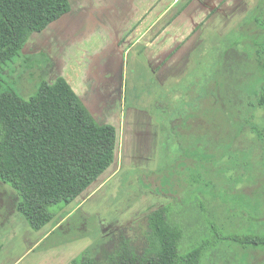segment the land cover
Masks as SVG:
<instances>
[{"label":"rangeland","instance_id":"rangeland-1","mask_svg":"<svg viewBox=\"0 0 264 264\" xmlns=\"http://www.w3.org/2000/svg\"><path fill=\"white\" fill-rule=\"evenodd\" d=\"M107 1L100 0L101 3L106 2L105 7L111 4L110 0ZM226 1L227 5H219L222 11L207 23L200 37L201 47L199 46L197 53L192 55L188 67H177L172 71L174 76L169 74V85L164 88L168 90L176 86L178 91L171 99L172 107L164 113L153 109L154 104L151 101L155 98L163 99L164 95L160 91L161 85L156 82L150 67L141 56L140 42L144 38L143 43L146 46L158 29H162L188 0L136 2L142 4L129 11V20L123 27L126 36L120 39L121 44L127 42L122 45L127 53L124 59L122 56L123 85L121 91H118L119 95L116 93L117 99L112 93L116 88L115 83L113 87L111 84L100 82L93 85L100 90L104 103L110 102L102 112V121L112 124L117 130L115 163L85 193L64 207V212L75 211L73 214L63 221L57 220L58 226L54 230V224L45 227V231L39 234V239L34 243L30 240L34 241L36 236L27 234L29 225L24 216L14 207H1V264H70L75 259L94 258L110 240L120 234L130 236L139 246L144 247L145 236L149 230L148 216L167 206L171 208L173 221L184 225L179 224L186 231L182 246L184 250L190 249L202 239L207 243L202 264H264V245L244 244L242 240H235L236 237L243 239L251 235L264 238V141L260 142L262 147L258 150L249 147L246 151V146L242 149L235 137L239 130L236 124L240 122L239 107L235 104L236 98H239L238 91L242 87L239 81H247L244 84L247 96L264 78L263 73L255 77L258 73L255 69L257 64L253 65L244 58H251L250 52L253 49H247L243 43L239 44L242 39L247 42L254 39L251 34L253 30H241L238 23L244 19L253 21L257 16L255 13L260 14L257 10H262L261 14H264V0ZM70 2L72 12L69 16L66 15V18L63 17V20L51 25L44 32L33 35L22 52L23 55L8 63L7 68L10 71L3 76L4 84L21 92L26 98L34 94L35 86L40 84L39 78L53 82L58 77H63L84 101L90 100L87 94L90 83L88 77L91 76L88 57L93 56L96 65L102 51L100 46L106 39H101V32L96 30L101 24L99 19L103 16L102 7L99 0ZM81 12L92 16L91 26L88 30L79 29L78 38L71 33L65 34V28H71ZM87 32L90 33L86 35ZM131 32H135L134 35ZM225 39L233 43L232 51L237 55V60L235 56H230L231 59L223 57ZM217 45L219 48L210 50ZM202 56L205 57L201 68L192 75ZM27 57L30 58V67L26 63ZM238 57L245 60H239ZM45 58L50 61L44 63ZM35 62L38 64H34ZM215 67L218 68V80L214 78L211 84L213 87L218 86L215 97L218 95L220 103L212 106L205 99V87L208 80H211ZM32 74L34 78L31 77ZM194 75L198 78L194 79ZM190 88L197 94V99H201V107L198 108L193 99L187 103L180 99V91L185 92ZM144 90H151L153 93L144 97ZM119 96L124 107L122 112L116 115L121 117L123 114L124 119L127 117L130 122L129 117L133 116V112H125L129 106L146 110L155 119L156 124L166 125L168 117L171 119L169 112H173V118L178 120L185 119L187 114L195 118L191 121L195 123L189 131L180 130L183 137L177 135L180 145L176 144L175 160L171 163L175 179L172 180L171 176L164 173L162 176L157 173L146 176V170L158 172L162 160H165L164 154L163 158L162 154L160 155V162L157 163L159 159L155 153L150 166L141 162H138V168L131 170L123 166V128L118 121L109 119V116L113 115L115 105L120 104ZM229 99H232L231 104L228 103ZM246 111L245 114L249 112ZM183 114L186 115L182 117ZM255 119L260 129H264L262 112L256 113ZM179 123L176 121L175 124ZM155 136L157 140L160 138L159 134ZM197 146L201 149L202 156L199 157L203 160L198 177L191 171L189 173L185 166L188 156L195 157ZM206 148L215 150L210 159L206 155ZM186 162L190 167L193 166L192 160ZM128 164L127 161V166L130 167L131 164ZM181 171L183 173L180 174ZM139 178H142L150 189H145L139 183ZM243 189L248 192L251 189V194L245 193ZM0 192L7 204L14 205L16 192L11 187L1 184ZM2 203L1 200L0 204ZM61 207L63 206H55L53 210L57 212ZM26 238L27 240H24ZM26 247L30 251L28 256H23ZM1 248L6 252L5 258ZM20 255L22 258L16 263L11 260Z\"/></svg>","mask_w":264,"mask_h":264},{"label":"trees","instance_id":"trees-1","mask_svg":"<svg viewBox=\"0 0 264 264\" xmlns=\"http://www.w3.org/2000/svg\"><path fill=\"white\" fill-rule=\"evenodd\" d=\"M71 10L70 0H0V182L16 192V210L35 232L50 224L56 227L58 221L69 215L64 212V207L85 193L116 160V128L111 124L100 123L63 77L53 82L39 78L40 84L35 86L34 94L27 98L3 81V76L10 71L8 63L23 55L30 38L44 32ZM258 11L260 14L255 13L257 16L253 21L244 19L238 23L241 30H253L251 34L255 38L250 42L242 39L239 44L253 49L251 58L248 59L246 55L244 58L253 65L257 64L255 69L258 73L255 77L264 74V14H261L262 10ZM219 45L210 50L219 48ZM232 47L233 43L225 39L223 57L231 59L230 56H235L237 60ZM218 54L220 57V50ZM204 57L196 63L192 75L201 68ZM49 61L45 58L44 63ZM26 63L28 67L31 66L29 57ZM217 69H213L215 72L205 87V99L212 106L220 103L218 95L215 97L218 86L213 87L211 84L214 78L218 80ZM31 77L35 76L32 74ZM197 78L194 75V79ZM246 82L239 81L243 88L239 89V98L235 100L240 113V122L236 124L239 130L235 137L242 149L246 146V151L249 147L258 150L262 147L260 142L264 141V129H260L255 118L256 113L262 112L264 125V78L247 96L244 89ZM192 90L180 91L179 97L185 103L193 99L199 108L202 106L199 104L201 99H197V94ZM160 91L164 95L163 99L155 98L151 102L154 104L153 109L164 113L172 107L171 99L178 90L176 86L168 90L160 86ZM143 92L144 97L153 93L151 90ZM228 103L231 104L232 99ZM169 114L171 119L168 117L166 125L158 123L160 155L163 158L164 154L165 160H162L158 172L146 170L147 177L155 173L162 176L164 173L175 179L171 166L175 160L176 144L180 145L177 135L183 137L180 130L187 132L195 123L191 122L195 118L188 114L182 115L187 116L184 120L173 118V112ZM176 121L180 123L175 124ZM200 150L197 149L195 157L188 156L185 159L186 169L196 177L203 167ZM205 150L208 159L212 158L214 148ZM186 160H192L193 166L190 167ZM139 183L145 189H150L142 178H139ZM243 191L251 194V189L249 192L246 189ZM55 206L63 207L56 212L53 210ZM173 218L168 206L151 213L148 216L149 230L144 247L130 236L120 234L110 240L96 257L75 259L71 264H202L207 243L201 238V242L184 250L182 246L186 231L183 224L175 223ZM235 240H242L244 244L264 245V238L256 235L243 239L236 237Z\"/></svg>","mask_w":264,"mask_h":264},{"label":"flooded vegetation","instance_id":"flooded-vegetation-1","mask_svg":"<svg viewBox=\"0 0 264 264\" xmlns=\"http://www.w3.org/2000/svg\"><path fill=\"white\" fill-rule=\"evenodd\" d=\"M109 1V0H108ZM107 1V2H108ZM140 0H110L111 2L110 5L105 7L106 2H100V6L102 7L101 11L103 12V16H100V22L101 24L97 26L96 30L101 32V34L106 37L107 43L105 44L104 48L100 52V56L97 58V64L96 60L94 57H88L90 66L91 64L95 68V72L99 76L100 80H103L102 84H111L113 87V84L115 83L116 88L112 92L113 96L116 97V93L118 94V91H121L120 88L123 85V68H124V58L125 54L127 51L122 48L123 44H126L127 42L124 41L125 43H122L121 38H124L125 33H124V25L126 22H128V13L132 9V5ZM189 2V0H188ZM187 2V3H188ZM93 1L90 2V6L92 5ZM187 3L185 6L180 9V11L176 14L179 15L181 14L184 9L187 6ZM115 4V5H113ZM88 8L86 9V11ZM72 12V10H71ZM70 12V13H71ZM107 12H111L110 14H107ZM69 13V14H70ZM67 14V16L69 15ZM172 16L169 21L165 24H170L174 18L176 17ZM66 16V15H65ZM64 16V18H66ZM92 17V16H91ZM86 16L84 12H81L76 20L73 22V25L71 28L67 27L65 28V34H73L75 35V38H78L77 31L81 28H88L91 26L93 19ZM63 17L61 18L62 20L64 19ZM116 24L119 26L117 27ZM159 30V29H158ZM158 32V31H157ZM90 32L85 33L86 35L89 34ZM132 35H134L135 32H131ZM84 34V35H85ZM123 56V59H122ZM189 57V55H188ZM156 82L161 85L162 87L166 86L165 82H163V79L160 77H157ZM119 95V94H118ZM116 99H113L116 101ZM119 103L118 106L115 105L113 108L112 112H117L119 114L123 110V103L121 102V97L119 96L118 98ZM107 103H104V101L101 99L100 94L94 95V99L92 102L85 103V106L88 107L90 112H96L98 111L99 114L109 106L110 102L105 101ZM130 110H134L135 112V117L133 122L130 124L128 121L127 117L123 119L124 117L121 115V117H117L119 120V123L123 124V135L125 136L124 139V147L121 149L122 150V159L121 162L123 166L127 170H131L134 168H138V162H141V164H144L146 166H150L151 162L155 158V153L157 154V158L159 159L157 163L160 162V145H159V140H155V135L157 133H160V127L159 124H155L153 121L154 127L157 129V133H153L152 129V120H155L152 116L148 114L146 110L142 109H136L134 106H129L125 112H129ZM140 116V117H138ZM95 117V116H94ZM96 118V117H95ZM98 121L99 119L96 118ZM127 161L129 164H131L130 167L127 166ZM128 164V165H129ZM124 168V169H125ZM5 185L0 182V185ZM1 200L3 201L2 204H0V208L5 206L7 209H14L16 208L15 203L14 205L7 204L5 199L2 197V194L0 192V202Z\"/></svg>","mask_w":264,"mask_h":264},{"label":"crops","instance_id":"crops-1","mask_svg":"<svg viewBox=\"0 0 264 264\" xmlns=\"http://www.w3.org/2000/svg\"><path fill=\"white\" fill-rule=\"evenodd\" d=\"M226 1V0H225ZM224 0H189L187 3L186 8L184 11L176 15L174 20L170 23L165 25L162 29H159L156 34L153 35L152 38L147 42L146 46L144 45V38L142 39L141 44V56L144 58L147 65L150 67L152 74L154 78L160 77L163 79V82H165V85L169 84V74L174 76V69H177V67H183L192 61V55L200 49L201 45V39L202 33L207 25V23L210 22V20L218 13L221 12L222 9L219 7L221 3L226 4ZM229 2V0H228ZM139 4H142L139 3ZM137 3H134L132 5V9H136L138 7ZM227 5V4H226ZM70 15V14H69ZM68 15V16H69ZM62 19L58 20L56 23L60 22ZM53 25V24H52ZM40 34V33H39ZM126 36V35H124ZM105 37L102 35L101 39H104ZM146 41V40H145ZM107 43V39H104L103 45ZM102 44V43H101ZM100 46V49H103L104 46ZM200 46V47H199ZM189 55V57H188ZM88 63L90 64L89 60ZM188 67V65H187ZM89 73L90 77H88L89 80V98L90 100L84 101L76 92V94L79 96V98L84 103H90L94 99V95L101 94L100 90L97 89L96 86L93 87L94 83L98 84L103 83V80L99 79V76L95 72L94 66L91 64L89 65ZM84 103V104H85ZM87 107V106H86ZM88 109V107H87ZM89 110V109H88ZM90 111V110H89ZM98 112V111H96ZM129 112H133V116L129 117L131 118L130 124L133 122L135 115L134 110H130ZM93 116L99 119L100 123H104L103 114H96L95 112H91ZM113 115L109 116V119L116 120L119 123V120L117 119V112H112ZM140 117V116H138ZM108 119V120H109ZM124 119V118H123ZM152 120V129L153 133H157V129L154 127ZM109 122V121H108ZM104 124H110V123H104ZM120 124V123H119ZM156 124V123H155ZM112 125V124H111ZM123 128V124H120ZM115 127V126H114ZM124 131V128H123ZM158 134V133H157ZM122 141L124 142L125 136L123 135V132L121 134ZM157 138V137H156ZM155 138V140H156ZM75 212V211H74ZM74 212H69L70 214H73ZM67 215V216H69ZM66 218V217H65ZM64 220V219H63ZM61 220V221H63ZM58 226V225H57ZM56 226V227H57ZM54 227L53 230L56 228ZM45 229L35 232L33 231L29 226L27 230V234H31V236L35 235L36 238H34V241L30 240L31 243H34L35 240L39 239V234ZM27 236V235H26ZM46 235H44L45 237ZM24 240H27L24 239ZM27 242V241H26ZM3 248V247H2ZM1 248V251L3 252V257L5 258L6 252L5 250ZM30 249L25 248V255L28 256ZM8 257V256H7ZM9 258V257H8ZM19 258H22L21 255L18 258H12L11 260L16 261L19 260ZM1 264V261H0ZM71 264V263H70Z\"/></svg>","mask_w":264,"mask_h":264}]
</instances>
